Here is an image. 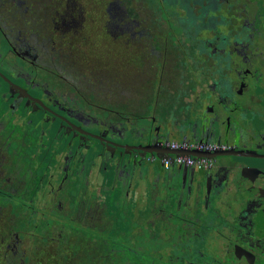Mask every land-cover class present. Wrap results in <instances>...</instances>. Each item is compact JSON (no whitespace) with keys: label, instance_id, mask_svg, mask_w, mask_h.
<instances>
[{"label":"flooded vegetation","instance_id":"flooded-vegetation-1","mask_svg":"<svg viewBox=\"0 0 264 264\" xmlns=\"http://www.w3.org/2000/svg\"><path fill=\"white\" fill-rule=\"evenodd\" d=\"M106 2L103 12L91 0H0L7 238L10 228L22 242L44 216L54 224L29 232L30 249L78 247L63 220L106 241L110 208L117 264H264V0H204L203 15L202 0H148L135 46L118 40L133 34L117 29V0ZM117 49L144 66L125 74ZM172 140L217 148L201 151V166L178 164L164 156Z\"/></svg>","mask_w":264,"mask_h":264},{"label":"rangeland","instance_id":"rangeland-1","mask_svg":"<svg viewBox=\"0 0 264 264\" xmlns=\"http://www.w3.org/2000/svg\"><path fill=\"white\" fill-rule=\"evenodd\" d=\"M105 3L103 5L99 4L98 2H104ZM148 0H117V17H115V20H117V29L121 28H128L130 29V31L132 32L133 36H132V40H129V37H126L124 35L118 36V31H117V38L118 40L122 43H124L125 41H128V45L130 46H135L136 44L133 41V37L134 34L136 33V31L138 30H142L144 28H146L145 25V21L147 19L146 14L149 13V9L150 6L147 4ZM93 5L94 7H98L100 10H106L110 7L109 4L106 2V0H91V4L89 6ZM92 6V7H93ZM111 12V11H110ZM128 12L130 14H128ZM136 13L138 15V17L136 18L137 20L134 19L133 23L128 26V25H124L126 22L129 21V17L131 15V13ZM114 13V12H113ZM126 15V16H125ZM145 20V21H144ZM95 25H92V23L90 21H86L85 22V28L89 29V28H95ZM117 52H120L124 57L123 59H121L119 62H117V67H119L122 71L124 69V73L128 74V75H132V67L128 66L126 68H124L129 62H135L138 64V66H144L143 61L144 59H140L138 57H136L135 59L129 58L125 52V50H119L117 49ZM164 93V92H163ZM164 95L166 96V94L164 93ZM3 197H0V202H2L3 200H1ZM124 207H126L124 205ZM108 213H109V217H110V221H114L116 224H105L102 229L101 232L98 231L99 237H104L108 239V242L110 243H116L117 244V212L114 213L112 210H110V208L107 209ZM43 213H49L46 209L43 211ZM31 214V213H30ZM60 215V213H59ZM24 216L26 217L25 220L29 219V221L31 222L34 217H32V215H28V213H25ZM42 218L44 219V221L42 222V224L37 221V219L35 218L36 222L34 224H28V226H30V230H27V232H23V240L20 243L15 244L14 240L10 239L9 235L11 232V229L8 228L9 234H8V238H7V228H5L4 224H0V254L5 255V256H9L8 251L12 252L13 249L14 251L19 254V258L17 256V260H16V264H31L35 259L33 258H25V260L22 262V258L25 257V255L29 254V250L30 248L34 247L32 245V235H30L29 232L31 233H35V235L37 236V234L39 233V231L43 228L45 229L46 227V223L49 219H45L44 216H42ZM49 224H54V222L50 219L49 220ZM58 227L60 226L61 230L64 232V235L70 236L71 238L74 239H78L79 237H81V235H92V236H96L97 232L93 231L91 228L90 230H87V228L85 226H82V224H74V223H69L68 220H63L60 223H57ZM56 225V226H57ZM19 229V228H18ZM124 233L121 235V239H127L130 237V233L132 231V229H123ZM30 235V237H29ZM4 237V238H3ZM7 240V243H5ZM70 240L67 241V243H64V245L69 244ZM55 245V244H54ZM54 245H50V243L46 244V248H48L50 250V253L53 254V258H55V247L58 246H54ZM12 247V250H11ZM38 247V245L36 246ZM35 247V248H36ZM60 247L64 248L63 245H60ZM117 249V246L116 248ZM35 250V249H32ZM69 252V248L65 247V251L64 252ZM110 255L112 258L115 257L114 254L111 253L110 250ZM71 254V252L66 253V255ZM1 257V256H0ZM75 256H71V258H74ZM126 258H130L129 255L125 256ZM49 258V257H47ZM38 260H39V264H45V261H43L41 259V251L40 254L38 256ZM55 264H62L59 260L55 262ZM117 264V263H115Z\"/></svg>","mask_w":264,"mask_h":264},{"label":"trees","instance_id":"trees-1","mask_svg":"<svg viewBox=\"0 0 264 264\" xmlns=\"http://www.w3.org/2000/svg\"><path fill=\"white\" fill-rule=\"evenodd\" d=\"M184 7L186 9H190L192 6L189 4H184ZM209 7L208 4H204V0H202L201 8H202V15L206 12V10ZM192 13L188 12L187 17L191 16ZM187 25L189 23H192L196 21V17H192L190 19H185ZM79 245L78 247L71 246L69 249V252L76 251L78 252L74 258H71L70 255H66L67 252L65 251V247L62 248L60 245L58 247H55V258H53V254L50 253V250L46 248V244H42L36 248H33L35 250L30 249L29 250V258L35 259L31 264H39L38 256L41 251V259L45 261V264H55L56 261H60L62 264H115L117 263L116 256H117V249L116 243H110L108 242V239L103 238L106 241H101V240H95L97 242H93L94 240L91 238V240L88 242V236H82L79 237ZM110 250L111 253L115 255V261L112 259L107 258V255H110ZM63 254V255H61ZM58 255H61L60 258ZM0 264H16V260H10L8 258H4L2 254H0ZM49 257V258H47Z\"/></svg>","mask_w":264,"mask_h":264},{"label":"built area","instance_id":"built-area-1","mask_svg":"<svg viewBox=\"0 0 264 264\" xmlns=\"http://www.w3.org/2000/svg\"><path fill=\"white\" fill-rule=\"evenodd\" d=\"M168 147L171 150L175 151H212L217 148L216 144H205L197 141H170L168 143ZM175 163L184 164V165H194L201 166L207 162L206 158L198 157V156H190L188 154L182 153L172 156L171 158ZM168 159L164 158L163 161L167 165Z\"/></svg>","mask_w":264,"mask_h":264},{"label":"water","instance_id":"water-1","mask_svg":"<svg viewBox=\"0 0 264 264\" xmlns=\"http://www.w3.org/2000/svg\"><path fill=\"white\" fill-rule=\"evenodd\" d=\"M139 149H141L142 151H144L142 148H139ZM157 150L155 149V148H153L152 149V153H155ZM182 153H188V155H190V156H199V157H202V156H208V154H205V153H202L201 151H175V150H171V149H169V151L168 152H166V154H164V156L165 155H172V156H174V155H177V154H182ZM210 154H212V153H210ZM135 158H133V160H134Z\"/></svg>","mask_w":264,"mask_h":264},{"label":"crops","instance_id":"crops-1","mask_svg":"<svg viewBox=\"0 0 264 264\" xmlns=\"http://www.w3.org/2000/svg\"><path fill=\"white\" fill-rule=\"evenodd\" d=\"M172 141H174V140H172ZM176 141H183V140H176ZM185 154H188V153H185ZM138 187L139 188H141V186L140 185H138ZM140 189H138L137 191H139ZM136 196V198H138V194L137 195H135ZM140 197V196H139ZM145 197H146V194H144L143 193V197L141 198V200H144L145 199Z\"/></svg>","mask_w":264,"mask_h":264}]
</instances>
